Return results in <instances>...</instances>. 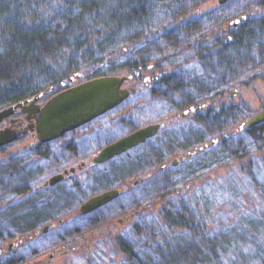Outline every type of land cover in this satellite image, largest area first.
<instances>
[{
    "label": "rangeland",
    "instance_id": "1",
    "mask_svg": "<svg viewBox=\"0 0 264 264\" xmlns=\"http://www.w3.org/2000/svg\"><path fill=\"white\" fill-rule=\"evenodd\" d=\"M225 3L228 5L230 18L222 22L224 31L237 27L247 16L257 17L256 15H261L264 12V0H227L222 4ZM222 4H219L218 0H208L193 15ZM237 19L239 23L233 25L232 23ZM195 60L197 62L196 57ZM175 63L178 62L176 61ZM180 64L181 71L189 70L188 72L192 74L193 69H195V64L191 67H188V63ZM207 71L205 70V72ZM210 71V76L206 79L207 85L213 88L215 86V88L212 93L204 97L206 101L203 103L204 106H200L201 108L199 109L201 110H199L197 115L206 117V107L210 105L219 111L220 108L227 110L226 107L232 104L236 120L233 121L228 129L224 128L219 129V132L216 131L215 125L212 124L213 120L210 122L207 118H203L204 121H200L196 117L198 118L197 121H199L196 122L194 113L198 110L194 106L173 112L170 110L171 107H168L166 103H162V100L152 99L154 97L153 93H151L152 88H158L159 86L158 91L162 89V85L155 83V81L162 75H170L173 72L172 67H163L161 70L154 68L153 71L143 73L140 76V73L133 75L132 79L124 82L121 87L128 90L133 87L134 89L132 90L134 92L130 93L118 106L92 122L85 129V132L76 133L74 141L86 138L84 144L78 142V148L69 147L68 150H60L57 146H54L55 150H53L54 155L52 158L42 157L38 159L37 156H34L37 157L34 159L29 155L30 150L25 151L22 149V146L31 140L29 135L19 140L17 138L13 142L0 147V162L6 161L12 156H20L23 160L30 159L28 163L32 164L31 168L34 172L33 179L30 180L27 188H29L28 190L33 197L25 202L24 211H32L39 214V216L33 217L36 220V226L34 227L40 228L44 224L56 223L60 218L80 224L79 233H82L81 235L92 236L91 243L93 244L103 243L105 247L103 252L111 261L101 260L102 264H153L151 259L156 258V254L158 255L157 260H160L158 263H164L165 257H167V255H164L165 252L167 249L174 247V245H178L179 238L178 241H173L174 245L171 244L172 236H168L170 232L167 234L165 229L160 227L161 223L156 221L157 218L162 215L164 209H171L173 201L178 202V200L188 201V206L191 208H189V211L191 210L190 219H192V216L197 218L198 209L195 208L194 211L197 212L192 215V198L188 196L185 198L186 192L183 190L201 187V184H207L208 182V184L213 185L214 180L225 177L235 179L237 181L236 187H240H237L239 190L228 192L226 196L210 185H206V188H201L200 200L204 198L207 206L202 207V213H199L205 219L206 224L204 222L200 223L203 226H208L209 229V234L201 235V237L211 240L212 236L218 235L216 226L219 224L222 227L226 224L225 219H227L230 221L229 225L231 227H228L224 232L227 233L225 238L229 242H219V248L216 250L219 256L221 253L226 252L225 255L222 254L223 258L221 256L219 258L222 259L221 264H264V259H262L260 253V250L264 252V222L258 225L252 223L249 226V224L243 222L244 219L239 220L238 218L243 211L247 212L245 214H249L246 217L247 219H260V214L263 213L264 215V190H256L251 181L247 180V178L251 179L252 177L258 184L264 186V122L261 125L259 124L261 128L257 131L255 130L252 134L249 132L250 130L248 131L251 136L258 139L257 141L249 138L248 143L239 148L234 142L236 136L232 135L229 137L231 134L241 131L238 126L244 124L248 118L264 108V61H260L254 67L243 69L241 74L236 73L230 77L223 76L219 80L218 76L222 74L224 69L216 68ZM71 72L69 71L60 81L63 80L69 83L68 77L73 74ZM78 72H81L86 79L99 77L94 76L89 71V73L87 71ZM135 72H138V70L117 72L115 74L121 76ZM222 75H225V72ZM82 76L79 78H82ZM79 78H76L74 82H78ZM184 80L188 81V75L184 76ZM59 82L55 84L56 87L59 86ZM217 95L219 98L222 95L223 100L220 99L218 102L219 98H217ZM212 97L216 102L215 106L213 105L214 101L212 102L211 100ZM184 111L187 113L182 116ZM3 120L0 122V127L5 122ZM155 122H162L165 125L163 128L158 129L159 132L152 139L143 143L139 148L137 147L131 152L116 157L114 162L97 167V187L92 184L93 171L88 173L86 168L68 178H77L79 181H83V184L85 183L84 191L73 192L76 195L74 199L69 194L64 197L65 199L63 198V203H56L59 201V197L49 198L44 194V196L37 194L36 190H38V187L43 185L44 181L52 174L61 172L63 168L69 169L70 166L77 167L84 158L95 155L105 142H110L136 128L154 124ZM245 130L248 129L245 128ZM16 133L20 135L18 131ZM93 133H101V135L100 139L96 138L91 141L93 142L92 144L88 139ZM226 134L229 135V138L227 137L228 146L230 144V147L232 146L228 157L206 167L198 168V164L201 166L215 158V156L210 155L213 153L212 149L217 150L220 146H227L223 140V136ZM246 134L241 133L238 135L243 136ZM216 139L219 143L212 147L211 140ZM197 140H201V142H196ZM205 143L208 144L207 148H205ZM200 148L203 149L199 150ZM189 152H193L194 155L189 157ZM182 156L186 157V160L181 161ZM250 158H252V162L249 161ZM173 159L179 160L178 162L176 161L178 164L175 166L171 165ZM132 161L135 162L134 165H125ZM122 164L124 166H121ZM162 165H166L164 173L160 169ZM252 170L254 174L247 176L246 173L249 174ZM101 173L106 175L105 181L98 180L99 175L102 176ZM148 174L151 177L142 185L137 187L133 185L135 180L145 178ZM62 188L66 190L69 186L63 182L54 187V189ZM111 188H116L120 194L117 198L110 201L108 207H105L103 214L96 211L90 215L74 217V209L72 207L70 209L65 208L68 205L64 204L67 200H75L76 198L75 205L77 209L80 202L87 198L88 195ZM12 196L13 198L9 200L11 205L18 206L20 202L25 200L24 197H15L13 194ZM34 200L39 205L35 204V207H32L30 203ZM40 206H45V209H40ZM134 210H140V216L135 217L133 215L129 222L118 225L116 229L112 228L113 223H116L119 217H123V213L125 215ZM250 213H254L253 217ZM33 219L30 218V220ZM93 220L96 224H99L91 228L89 223L93 222ZM72 224L68 222L61 227H56V230H50L45 236L51 237L54 232L56 235L57 231L64 229L71 231L74 226ZM100 224H107V232L103 235L101 233L104 232V228ZM119 233L121 237L129 238V241L124 240L126 242L123 244L124 246L119 245V243L114 244V237ZM71 235L73 234H69V236ZM166 238L169 240L165 241ZM126 247H131L135 257L127 253ZM203 248L209 249L207 244ZM194 249L195 252L200 253L198 247ZM207 255L212 257V254ZM99 257L102 258L101 256ZM149 257H151L150 261Z\"/></svg>",
    "mask_w": 264,
    "mask_h": 264
},
{
    "label": "trees",
    "instance_id": "2",
    "mask_svg": "<svg viewBox=\"0 0 264 264\" xmlns=\"http://www.w3.org/2000/svg\"><path fill=\"white\" fill-rule=\"evenodd\" d=\"M206 1L0 0V110L44 92L49 86L58 84L69 71H87L94 76H103L138 70L141 75L163 67H172L173 72L155 81L162 85V89L158 91L159 86L152 88V99L162 100L173 112L191 106L200 107L206 101L204 97L215 88L207 85L210 70L224 69L222 74L225 72V75L218 76L219 80L223 76L241 74L243 69L264 61V12L257 17L247 16L237 27L224 31L222 22L230 18L226 3L193 15ZM180 63H188V67L195 64L192 74L189 70L181 71ZM186 75L188 81L184 80ZM220 99L223 100L222 95L217 101ZM211 100L214 101L213 97ZM213 105H216L215 101ZM226 108L222 117L227 119L229 127L236 120L235 110H232V104ZM216 116L221 118L219 112ZM203 118L200 116V121H204ZM260 128L257 126L229 137L235 135V145L240 148L248 143L249 138L257 141L251 134ZM241 133L247 134L239 136ZM223 140L227 146L212 149L210 155L215 158L201 166L198 164V168L228 157L232 146H228L227 138ZM26 160L12 156L0 162V204H9L12 194L16 197V194L23 193L33 179L32 164L28 163L29 158ZM129 164L134 165L135 162L125 165ZM251 174H254L253 170L246 173L247 176ZM247 180L256 190H264V186L252 177ZM208 183L183 190L185 198H192V215L198 211L197 218L192 216L190 219L188 201L178 200L173 201L171 209H164L162 215L154 219L161 223L160 227L167 234L170 232L171 244L174 245L173 241H178V238L179 244L167 249L164 263H158L157 254L156 258L149 257L153 264L222 263L219 258H223L222 254L226 252L220 257L216 250L219 242H229L224 231L231 227L230 221L225 219L226 224L222 227L218 224V235L212 236L211 240L201 237L209 234V229L200 223L206 224L199 213H202V207L207 206L204 198L200 200V191L210 185L227 196L228 192L237 191L240 187H236L235 179L225 177L214 180L213 185ZM23 204L25 201L19 206ZM195 208L198 209L196 212ZM21 210V222L39 216L37 212ZM245 213L243 211L238 218L244 219L243 222L249 226L264 222L263 213L260 219H247L249 214ZM250 214L253 217L254 213ZM205 244L209 249L203 248ZM196 247L201 254L195 252ZM260 253L264 259V252L260 250ZM207 254H212V257Z\"/></svg>",
    "mask_w": 264,
    "mask_h": 264
},
{
    "label": "flooded vegetation",
    "instance_id": "3",
    "mask_svg": "<svg viewBox=\"0 0 264 264\" xmlns=\"http://www.w3.org/2000/svg\"><path fill=\"white\" fill-rule=\"evenodd\" d=\"M137 77H139V76H137ZM86 80H88V79H86L84 76H82V78H79L78 82L76 81V82H72V83L69 82L68 83L67 81L62 80L59 82L58 87H56L55 85H51L48 87L47 90H45L44 92H41L42 95L35 101V103L39 104L41 107L56 93L61 92V91L68 89L70 87L76 86V85H78L81 82H84ZM131 89H134V88L132 87ZM131 95H133V94H131ZM31 97H33V96H31ZM202 106H204V105L202 104L201 107ZM201 107H199V106L195 107L198 111L194 113V115H195L194 118L198 117L200 119V115H197V114L199 113V110H201V109H199ZM109 111H107V112H109ZM214 111H216V112H214ZM218 112H219V114H221V118L216 116ZM223 112H225L224 109L220 108V110L217 111V109L215 110V108H213L212 105L206 107V117L204 116V118L209 119L210 122L213 120L212 124L215 125L214 128L218 132L220 131L219 129H224V128L228 129V121H227V119H224V117H222ZM106 113H104V114H106ZM104 114H102V115H104ZM102 115H100V116H102ZM33 116H34L33 113H29L28 111H22L21 109H18L15 114H13V115H11V116H9L3 120L5 122L0 127V129L8 128V127L15 129L16 131H18V133H20V135H18V137H17L18 140L24 136L29 135L31 137V140L29 142H27L26 144H24L22 146V149H24L25 151L30 150L29 155L32 156L34 159L37 157H38V159H41L42 157L52 158L54 155L53 150H55L54 146H57V148L60 150H64V149L68 150L69 147L70 148H72V147L78 148V142L84 144L85 143L84 140L86 138L85 139L82 138V139H78V140L74 141L75 134L85 132V129L92 122H94L96 119H98L100 117V116H98V117L92 119L91 121H89L88 123H85V124L79 126L78 128H76L74 130L66 132L58 138L52 139V140L47 141V142H39L35 136L34 126H33V124L35 123V119ZM198 118H196L195 121H197ZM218 118H219V120H218ZM159 123H162V122H159ZM218 123H220V124L217 125ZM164 125L165 124H163V127H164ZM260 125H257V126H260ZM257 126H255V127H257ZM255 127H253V128H255ZM136 129H138V128H136ZM136 129H134V130H136ZM244 130H245V128L241 131H244ZM248 130H251V129H248ZM255 130L257 131L258 129H255ZM133 131H131V132H133ZM241 131H239V132H241ZM131 132H129V133H131ZM158 132H159V130L153 136L147 138L143 143L148 142ZM129 133H127V134H129ZM100 135H101V133H93L92 136L88 140L91 142L96 138L100 139ZM228 136L229 135L226 134L225 136H223V139H226ZM121 137H123V136H121ZM121 137L113 139L110 142H105L103 144V146H101L98 149V151L96 152L95 155L88 156V157L84 158L83 161L77 167L70 166L69 169L63 168L61 172H56V173L52 174L46 181H44L43 185L38 187V190H36L37 194H39L41 196L46 195L49 198L50 197H59L58 198L59 201H57L56 203H59V202L63 203L64 202L63 198L69 194L74 199V197H76V195H74L73 192L84 191L85 183L83 184V181H79L77 178L76 179H74V178L68 179V178H70V176H74L76 174V172H81L82 170H84L86 168L88 170V173H90L89 171H93L94 175L92 174L93 175L92 184L94 187L95 186L97 187L98 186V185H96L97 184V180H96L97 167H99L101 165H105L107 163H112L115 161L116 157H119L120 155L125 154V153L129 152L130 150H132L133 148L141 146L143 144V143H141V144H139V145H137L131 149H128L127 151H125L119 155L113 156V157H111V158H109L103 162L95 163L92 161L93 158L96 157V155L100 152V150L103 147L107 146L108 144L116 141L117 139H119ZM211 142H212V140H211ZM91 143L93 144V142H91ZM91 143H90V145H91ZM218 143H219V141L217 140L215 145H212V143H211V146L214 147ZM87 145H89V144H87ZM204 145H205V148L208 147L207 143H205ZM34 156H37V157H34ZM188 156L189 157L192 156V152H189ZM184 160H186V157L182 156L181 161H184ZM176 161L178 162L179 160L173 159L171 162V165L175 166L176 164H178ZM160 169H161L162 173H164L166 171V165H162L160 167ZM149 177H151L150 174H148L145 178L137 179L133 182V185H136V187L140 186L146 180H148ZM51 178H54L53 183H50ZM98 180L105 181L106 175H103V174H102V176L99 175ZM63 182L66 183L67 186H69L68 189H66V190L63 188L62 189H54L55 186H57L58 184L63 183ZM28 189L29 188L25 189L23 191V193L16 194V197H19V196L24 197L26 200V201L25 200L24 201L27 202L28 199H31L33 197V196H31L30 191ZM111 189H116V188H111ZM111 189L102 190V191H99L97 193H93L91 195H88L87 198H85L84 200H82L80 202L79 207L77 209H76L77 206L75 205L76 198H75V200H67L64 203V204H68L65 206V208L70 209L72 207L74 209L73 210V212H74L73 216L74 217L75 216L79 217V216L90 215L92 213H95L96 211L102 212V214H103L105 207H108L110 202H108V203H106V204H104V205H102V206H100V207H98V208H96L90 212H87V213H80V206L86 200H88L90 197L97 195V194H100L104 191L111 190ZM119 194H120V192H119ZM119 194H118V196H119ZM118 196H116L115 198H117ZM35 204H37L36 200H34L33 202L31 201V203H30V205L32 207H35ZM37 205H39V204H37ZM21 208H25V205L23 204L21 206H19V205L16 206V205H11V204H0V264H102L103 262H101V260H105L107 262L111 261V259L108 258V256L103 252V250L105 251V247H104L102 242L98 243V244H93V243H91L92 239H93L92 236H90V237L89 236H83V235H81L82 233L81 234L79 233V229H80L79 225L80 224H77L75 222L73 223V222H70L69 220L60 218L57 220L56 223L51 222L50 224H44L42 227L36 228V227H34V226H36L35 225L36 220H29L28 222L27 221H25V222L20 221V214L22 211ZM119 208H121V207H119ZM40 209H45V206H42V207L40 206ZM140 212H141L140 210H134V211L128 212L125 215L123 213V217H119L117 219L118 221L116 223H113L112 228L116 229L118 227V225H122L123 223L129 222V220L131 219V217L133 215L135 217L140 216V214H139ZM68 222L71 224L73 223L72 224V225H74L73 230L67 231L64 229L62 231H57L56 235L54 232V234L51 237L45 236L48 234V232L50 230H52V229L56 230V227H61L64 224H67ZM89 224L91 225V228H92L94 225H98L99 223L96 224V222L93 220V222L91 221ZM100 225H102V227L104 228V232L101 233L103 235L107 232L106 231L107 230V224H100ZM45 226H49V228L46 232H43L42 228ZM22 227L25 229L24 231H22ZM34 229H36V230H34ZM134 229H135V227H134ZM39 230L41 232L38 234ZM120 233L114 237L113 241H114V244L119 243V245L124 246L123 244L126 243L124 240L129 241V238L128 237H121ZM69 234H73V235L69 236ZM127 244L130 246L129 243H127ZM125 249L128 250L127 253L128 254L130 253V256L135 257V253L132 252L131 247L130 248L126 247ZM99 256H101L102 258H100ZM95 262H97V263H95Z\"/></svg>",
    "mask_w": 264,
    "mask_h": 264
},
{
    "label": "water",
    "instance_id": "4",
    "mask_svg": "<svg viewBox=\"0 0 264 264\" xmlns=\"http://www.w3.org/2000/svg\"><path fill=\"white\" fill-rule=\"evenodd\" d=\"M227 0H218L219 4ZM237 19L233 25H237ZM135 72L129 75H103L88 79L80 84L65 89L53 95L43 106L40 107L35 101L42 95L39 93L31 98L18 101L6 106L0 110V122L16 113L18 109L33 113L35 119L34 131L39 142H47L62 136L64 133L74 130L79 126L88 123L92 119L106 113L123 102L130 93L134 91L121 87L124 82L132 79ZM82 76L81 72H75L68 77L70 82ZM193 110V108H191ZM182 112V116L186 115ZM264 122V108L252 115L246 122L239 126V129L253 128ZM163 127V123L149 124L140 127L130 134H127L116 141L103 147L93 158V162L100 163L113 156L119 155L128 149H131L147 138L153 136L158 129ZM18 137L16 130L10 127L0 129V147H3ZM217 140H212L215 145ZM203 148H200L202 150ZM192 155L194 153L192 152ZM54 178L50 179L53 183ZM119 190L111 189L100 194L94 195L86 200L80 206V213L90 212L114 199L118 196ZM49 226L42 228L43 232L48 230ZM41 231H38V234Z\"/></svg>",
    "mask_w": 264,
    "mask_h": 264
}]
</instances>
